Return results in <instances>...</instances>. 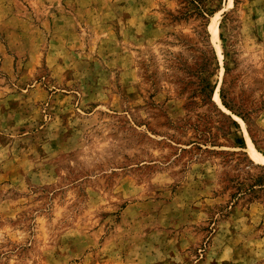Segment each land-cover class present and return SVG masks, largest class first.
Listing matches in <instances>:
<instances>
[{
	"label": "rangeland",
	"instance_id": "1",
	"mask_svg": "<svg viewBox=\"0 0 264 264\" xmlns=\"http://www.w3.org/2000/svg\"><path fill=\"white\" fill-rule=\"evenodd\" d=\"M262 158L264 0H0V264H264Z\"/></svg>",
	"mask_w": 264,
	"mask_h": 264
},
{
	"label": "bare ground",
	"instance_id": "2",
	"mask_svg": "<svg viewBox=\"0 0 264 264\" xmlns=\"http://www.w3.org/2000/svg\"><path fill=\"white\" fill-rule=\"evenodd\" d=\"M214 34L217 36L216 32ZM259 157H261V156H259ZM259 157H257V158L259 159ZM262 161H264V158H262Z\"/></svg>",
	"mask_w": 264,
	"mask_h": 264
},
{
	"label": "trees",
	"instance_id": "3",
	"mask_svg": "<svg viewBox=\"0 0 264 264\" xmlns=\"http://www.w3.org/2000/svg\"><path fill=\"white\" fill-rule=\"evenodd\" d=\"M243 143H241V145H242Z\"/></svg>",
	"mask_w": 264,
	"mask_h": 264
}]
</instances>
